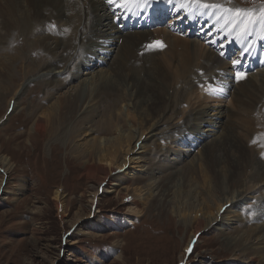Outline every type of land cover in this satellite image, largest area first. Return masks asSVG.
Listing matches in <instances>:
<instances>
[{
	"label": "bare ground",
	"instance_id": "obj_1",
	"mask_svg": "<svg viewBox=\"0 0 264 264\" xmlns=\"http://www.w3.org/2000/svg\"><path fill=\"white\" fill-rule=\"evenodd\" d=\"M84 1L86 0H0V28L2 30L0 32V99L8 93V106L11 101L13 105L16 104L19 91L17 89L18 85H16V91H14L13 82L16 78H19L20 74H18V71L21 73V80L24 81L28 73L33 70L36 71L38 68V77L47 75L46 77L48 78L49 76L47 85L50 87L49 91L52 90L51 92L53 93L54 90H58L74 82L80 75L89 74L91 76L88 79V83L82 80L78 84H81L79 89L74 94H69L66 101L60 99L45 108L47 110L45 114H48L49 117L47 121L42 117L43 113L38 115V117L36 115L32 128L35 132L41 134L46 130L48 119L50 128L53 129L55 125L60 124V120L65 121L69 117L68 120L70 121L76 122L78 120L80 123L79 129L85 128L86 131H89V134L90 132H110L113 128L114 131L118 128L116 119L111 113L107 115L101 128L87 126L90 123L89 121L93 119L96 111L95 106L93 108L90 107V103H92V100L98 94L94 92L95 90H90V95H85V91L83 90L86 89L83 88L85 84H88L86 87L89 88V86L97 82H105L108 93L104 96L108 98V106L115 107L119 102H125V105L130 106L134 116H132V121H136L135 116L139 118L137 120L140 122V132L134 134L132 133L134 130L128 133L125 131V134V132L121 133L117 130V135L112 139L107 138L102 142L101 140L100 142L95 140L92 143L87 142L88 161L82 163V167L84 174L88 178H94L97 182V186L94 189L92 188L93 192L90 193L92 203L97 204L100 192L112 190L117 192V198H121L122 200L126 198L130 202L131 205L127 212H130L134 216L142 212L139 208L140 202L137 197L133 195L129 197L128 193L123 194V192L116 190L114 185H112L110 179L111 174L114 172L113 165L120 167L125 164L126 155L132 150V155L140 156H132L130 160H138V164L135 165L140 166L139 168L142 169L143 165H140L139 162L141 163L142 160L146 161L145 159H149L146 158L145 154H151L153 151L159 150V136L162 135H164L162 139L166 143H172L175 146V144H179V141L182 140V144L189 149L190 146H196L191 144L194 139L188 138L189 134L193 138H198L197 143L202 144V148L199 151L201 160L204 161L203 167L205 166V170L202 167V173H205L204 178L210 185L208 196L209 198L212 197L214 201H207L205 197H201L200 199L199 195L203 194L200 190L198 192L199 199L193 201V206H189L188 204L191 210L190 214H194L192 222L189 223L190 226L194 227L191 238L196 237L203 231L210 232V228L219 230L220 245L223 249L230 252L232 255L230 260L237 264L253 263L258 255L264 253V216L261 218L255 217L252 220L262 222L260 225L247 227L246 223H244L245 217L237 216V214L233 215L232 212L244 204L243 201L247 200V198H254L253 193L257 191V187L260 184H264V160H261V155L264 156V76H260L263 73H259V77L256 72L255 74L249 73L244 80L236 81L237 70H235L228 60L222 58L219 48V43L223 44L227 40V34L231 30L230 25H226L227 16L224 19H219V14H210L207 17L208 12L198 14L196 10L193 15L199 24L198 27L192 26L185 19H178L180 20L178 23H182L179 24L178 29L192 31L199 37L201 36L202 39H205L206 42L204 43H200L197 39V41L193 40L196 38L195 36H190L191 39L190 37H170L165 32L159 35V37L153 34L157 39L165 41L168 47L163 52L153 54H147L146 52L144 53L145 55L140 56L142 57L141 59L144 58V61H146L145 65H143L146 68L145 73H143L146 74L145 78L142 76L140 78L138 76L140 70H137L139 69L137 68L138 66L134 65L131 59L134 57L136 50H141L139 47L141 42L147 36H150L148 32H145L148 30L122 31L119 29L117 23L113 21L114 16L112 12V9L116 7L124 8L121 5L126 4V9L136 7V5L130 0L116 1V3L123 4H109L105 0H90L91 7L85 9ZM184 1L190 4L187 0ZM203 2L219 3L222 5V8H227L224 6V3L218 1L204 0ZM231 8L234 9L233 6ZM44 18H47L48 21L53 18L52 21L56 22L60 27L55 25L53 29L52 26L46 28L44 25L46 20ZM39 20L43 21L41 22V28H39V24H36ZM218 20L220 23L217 22ZM204 23H207L205 27L203 26ZM185 27H187V30H185ZM119 39L120 42L122 41L121 44L118 43ZM15 41L20 47L18 45L13 46ZM214 42L217 43L216 46L212 45ZM166 44L164 45L166 46ZM175 46H179L181 51H175ZM32 49H43L46 51L47 57L44 56V62L41 61L42 65L37 66V68L33 67L37 64L32 61L28 62L29 58L26 61L27 63L24 60L27 57L25 54H28ZM77 52H81V54H77ZM97 52L104 53L106 56L103 54L101 58H95ZM159 55H163L162 59L159 58L160 61L158 62L157 60L154 61V58L156 56L159 57ZM28 57L30 56L28 55ZM113 58L114 60L109 63ZM208 60L211 61V66L208 65ZM215 60L220 61L225 67H221V64ZM18 61H21V63L17 67V70L16 65L19 63ZM73 63L76 65V72L68 73L67 68ZM105 63L108 65L107 69L103 70V66L95 72V69L98 68L97 66ZM108 71L112 76L107 75ZM262 71L264 72V70ZM65 74L66 78L61 79ZM40 79L43 81L41 77ZM36 80L38 81V79ZM194 80L198 82V85L205 84L210 86V84H214L215 89L207 90L206 95L208 98L216 97L218 89L221 92H229L236 107L235 111L239 114H244L242 115L243 117L241 119H233V115L227 113L220 104L216 106L210 104L207 107L204 105V107H199L200 105L198 107L192 106L193 109L183 116L180 123H174L173 119L175 117L173 116L180 113V107L178 108V106L184 102L190 103V98L188 97L191 92L190 90H196L192 84ZM38 82L40 83V81ZM41 86L44 88V84ZM141 88H145L146 90L143 91ZM5 90L6 92H4ZM87 90L89 92V89ZM20 91L22 90L20 89ZM203 91L205 89L202 86ZM209 94L213 95L210 96ZM49 96L46 95L48 98ZM61 100L63 101V105ZM81 101L82 104L78 108ZM157 102L159 104H156ZM84 104L87 106L82 109ZM126 114L128 116L129 112ZM225 118L227 119L225 120ZM237 119L239 122H237ZM237 129L242 131V133L237 134V132L239 133ZM178 130L181 131L180 136H178ZM218 132L220 134L216 135ZM211 136H215L209 143V145L211 144V148H214L212 152L213 161L208 162L207 157L202 154L201 150L203 149V145L205 146V140ZM190 139L192 140L190 141ZM234 139L240 140L241 145L234 147L232 145ZM129 145H131V148H129ZM185 151L172 148L171 151L166 150L164 153L162 152L164 156L159 159L161 165L160 163L156 165L157 167L163 166L160 170L145 169L142 177L135 176L134 179L131 177L132 180L136 181L135 183H144L139 189L137 188L134 191L139 190L141 193V191L146 190L148 192L146 193L151 195L153 191L159 188L156 195L153 196L156 204L152 202L151 205L155 208L158 205L161 211H164L166 206L169 205V200L167 199L168 192H173V194L176 191L180 192L181 189L179 188L183 184L182 178L187 177L189 173L191 175L197 174L195 158L188 160L189 158L186 157L187 152ZM78 154L80 155V151ZM79 155L78 157L80 158ZM91 160H96L97 162L92 163L90 162ZM164 162L165 164H163ZM179 164L183 165L181 169L176 168ZM0 165H2L3 172L9 173L10 166L8 165L10 164L7 157L0 156ZM166 169L175 171L173 173L171 171V174L169 173L166 176L168 179L166 182L163 181V183L160 182L155 185L154 183L158 174L166 171ZM176 176L177 180L181 182L171 184L172 179ZM156 181L158 182V180ZM99 186H103L100 188V191ZM173 186L176 187L174 191ZM189 188L191 187L189 186ZM196 189L194 188L193 191L196 192ZM191 191V189L187 190L188 194ZM261 194V197H264V192ZM56 197L58 200L61 199V189L55 190L54 198ZM56 204L58 205V203ZM221 207L223 209L219 213ZM192 208L196 211H193ZM262 209L264 208L262 207ZM260 213L263 214L264 212ZM260 213L258 215H261ZM221 219H224L223 223L220 222ZM128 222L127 217L118 215L107 220L99 219V221L91 223L96 228L108 226L120 229L125 227ZM131 223H133V220L130 222V225ZM227 226L231 228V232L229 233L225 232ZM85 229H79V231L87 234V230L89 229ZM239 232L240 234H238ZM234 233L236 234L234 235ZM245 240H249V242L246 244ZM188 242L190 243L189 240ZM189 243H187L185 249H187ZM184 254L185 250L181 252L182 257L180 259L184 257ZM116 258H120V255L117 254Z\"/></svg>",
	"mask_w": 264,
	"mask_h": 264
},
{
	"label": "rangeland",
	"instance_id": "obj_2",
	"mask_svg": "<svg viewBox=\"0 0 264 264\" xmlns=\"http://www.w3.org/2000/svg\"><path fill=\"white\" fill-rule=\"evenodd\" d=\"M210 1L216 2L217 0ZM223 1L234 4L232 5L234 9L235 7L251 8L250 10H255L257 16H259V9L264 7V0ZM84 2L85 9L91 7L90 0ZM42 20L36 22V24H39V28L42 27ZM45 20L44 25L46 28L52 26L53 29L55 25L60 27L56 22L52 21L53 18L49 21L47 18ZM230 27L232 29L233 25H230ZM160 28L161 29L145 31L148 32L150 36L146 37L148 40L145 38V41L143 40V42H141L139 47L142 52H140L141 50H136L138 54L135 51L134 57L131 59L133 64L138 66L137 68L139 69L137 70L141 72V74L139 72L138 75L140 78L141 76L145 78L146 75L143 74L146 69L143 65H145L146 61H144V58L141 59L142 57L140 56L145 55L144 53L146 52L147 54L163 52L168 47L166 42L159 38L157 39V36L159 37V35L165 32L170 37L189 38L187 36H181L178 33L168 32L164 27ZM0 32H2L1 28ZM254 32H258L264 36V29L261 27L254 28ZM153 34H155L156 37ZM250 36L251 35L247 38L251 39L252 36ZM242 37L243 36H240V39ZM155 38L157 41H163L166 46L159 50L150 48L149 44L152 41H156ZM196 39L197 38L193 40ZM118 43L121 44L122 41L120 42L119 39ZM15 45L20 47L19 44H16V41L13 46ZM175 49V51H181L179 46ZM44 51L43 49L30 50L28 54H25L27 56V59H24L25 62L29 58L30 61L28 60V62L32 61L37 64L33 67L37 68V66H41L42 64L40 62H44V58L47 57L46 51ZM78 53L81 54V52H77V54ZM99 53L100 52L96 53L95 58H101L104 54ZM28 55L30 57H28ZM162 56L163 55H159V57L156 56L154 61H160L159 58L162 59ZM177 58H179V56H177ZM113 60L114 58L111 59L109 63ZM18 62L17 65L15 64L16 68L20 66L21 61ZM216 62H219L221 67H225L220 61ZM210 63L211 61L208 60L209 66L212 64ZM28 65L30 64L28 63ZM75 66L74 63L70 64L68 66L69 69L67 68V72H76ZM97 67L95 72L102 67L103 70L107 69L108 65L105 63ZM37 69L36 71L33 70L28 73V77L26 75V80L24 81L21 80V73L18 71V74H20L19 78H16L13 82L14 91H16V85H18L17 89L19 91L16 104L13 105L11 101L8 106V93L5 97L0 99V156L7 157L10 164L8 165L10 166L9 173L3 172L2 165H0V264H237L230 260L232 257L230 252L221 247L219 242V230L210 228V232L203 231L196 237L191 238L192 229H194V227L190 226L189 223L192 222L194 214H190L191 210L189 206H193V201L196 199L198 200L199 197L200 199L201 197H205L207 201H214L212 197L209 198L208 196V188H210V185L204 178L205 173H202L204 161L201 160L199 150L202 148V144L200 145L197 143L198 138H193V136L189 134L188 138L191 137L194 139L191 144L196 145L190 146L189 149L182 144V140L179 141V144H175V146L172 143H166V141L162 139L164 136L162 135L159 136V150L153 151L155 154L151 152V154H145L146 158L149 159H145L146 161L142 160L141 163L139 162L140 165H143L142 169L139 168L140 166L135 165L138 164V160H130L132 156H140L132 155V150L127 153L125 164L120 167L113 165L114 172L111 174L110 179L112 185H114L116 190L123 192V194L128 193L129 197H131V195L137 197L140 202L139 208L142 212L135 216L127 212L131 205L130 202L126 198L123 200L117 198V192L112 190L100 192L98 202L94 204L91 202L90 193H92L93 189L97 186V182L94 178H88L84 174L82 167V163L88 161L87 156L89 152L86 149V143H92L94 140L97 142L101 140L102 142L107 138L112 139L117 135V130L121 133L125 131L128 133L134 130L132 133L137 134V132H140V122L137 120L138 117L135 116L136 121H132L134 117L131 112L132 108L125 105V102H119L117 106L109 107L108 98L104 96L108 93L106 83L102 81L92 84L89 88L86 87L88 84H85V87H83L86 88L83 89L85 95H90V90H95L94 92L98 94L97 97L92 100V103H90V107L93 108L95 106L96 111L93 119L89 121L90 123H88L87 126L101 128L107 115L111 113L118 124V128L115 131L113 128L110 132H90L89 134V131H86L85 128L79 129L80 123L76 117H74V119L77 120L76 122L72 120L73 118L71 119L72 121L68 120V117L65 121L60 120V124L55 125V129L50 128L48 119L49 123L46 122V130L41 133L42 135L38 134L32 128L35 116L37 115L38 117V115L43 113L42 117L47 121L49 117L48 114H45L47 113L45 108L48 107V105L50 106V104L52 105V103H56V101L60 99L66 101L69 94H74V92L79 89L81 84H78L81 83L82 80L88 83V79L91 75H80L78 79L70 83L71 85L67 84L58 90H54L53 93L51 92L52 90L49 91L50 87L47 85L49 76L48 78L46 77L47 75H42L43 77L45 76L44 78L40 76L43 79L42 81L40 77H38L39 72L37 73ZM248 72L249 71H245V73ZM255 72L258 77L261 73H263V75L261 74L260 76H264L262 70L251 73L255 74ZM107 75L112 76L109 71ZM64 77L66 78V74L63 75L61 79ZM36 79H38L40 83ZM45 80L46 82H44ZM21 81L22 83L20 84ZM40 84H44V88ZM192 84L196 90H190L191 92L188 95L190 103L184 102L178 106V108L180 107V113L173 116L175 117L173 119L174 123H180L183 116L193 109V107H198L199 105V107H207L210 104L215 106L220 104L227 113L233 115V119H241V117H243L242 115L244 114H239L235 111L236 107L233 104L234 102L229 92H218L216 97L213 96V98H208L207 95L202 92V85L199 86L196 80H194ZM20 89L22 91H20ZM87 89H89V92ZM141 89L143 91L146 90L145 88ZM4 92H6V90ZM46 95H50L49 98L46 97ZM209 95L211 96L213 94ZM196 99L197 101H195ZM62 100L61 103L63 102ZM96 100H98V102H96ZM80 104H82V101L79 103L78 108ZM156 104H159V102ZM83 106L82 109L87 105L84 104ZM40 107H44V110H41ZM126 110L129 112L128 116ZM226 119L227 118H225V120ZM237 122H239V120ZM238 125L240 126V124ZM237 131H239L237 134L242 133L239 129H237ZM178 132V136H180L181 131L178 130ZM217 134H220V132L216 133V135ZM215 136L206 139L205 146L203 145V149L201 150L202 154L207 157L208 162L213 161L212 152L214 148H211V144L209 145V143ZM192 139H190V141ZM232 145L238 147L241 145L240 140L234 139ZM129 148H131V145H129ZM172 148L176 150H186L185 152H187L186 157L189 158L188 160L195 158L197 174L191 175L189 173L187 177L182 178L181 181L183 184L181 183V188H179L181 189L180 192L176 191L175 194L170 191L168 192L167 199L169 200V205L166 206L164 211H161L158 205L156 208L151 205L152 202L156 204L153 200V196L156 195L159 188L153 191L151 195H148L146 190L141 191V193L139 190L134 191L137 188L139 189L144 183H135L136 181L132 180L131 177H133V179L135 176L142 177L145 169L152 168L160 170L163 166L157 167L156 165L160 163L159 159L164 156L162 152L164 153L166 150L171 151ZM79 151L80 155L78 154ZM261 157V160H264V156L261 155ZM95 161L91 160L90 162L95 163ZM163 164H165V162ZM182 167L183 165L179 164L176 168L181 169ZM203 168L205 170V166ZM171 171L170 169H166V171L162 173H157L158 176L156 180H158V182L155 180L154 184L157 185L160 182H166V180H168L166 176L169 173L171 174ZM174 171L175 170H173L172 173ZM172 180L171 184H178L181 182L177 180V176ZM189 186L191 188H189ZM102 187L103 186H99V191ZM173 187L174 191L176 187ZM194 188H197L196 192L193 191ZM56 189H61L62 191L60 200H58L57 197L54 198ZM189 189L192 190L190 194L187 192ZM200 190L203 194L198 197V192H200ZM262 192H264V184H260L257 187V191L253 193V196H255L254 198H247V200L243 201L244 204L239 206V208L237 207V209L232 212L233 215L237 214V216L240 215L245 217L244 223H246L245 225L247 227L260 225L262 223L260 221H252L255 217L261 218L264 216V213H260L264 212V209H262V207L264 208V197H261ZM56 203H58V205ZM194 208H192L193 211H196ZM222 209V207L219 209V213ZM259 213L261 215H258ZM118 215L127 217L129 222L125 227L120 229L108 226L96 228V226L94 227L92 225L94 221H99V219L107 220ZM132 220L133 223L130 225ZM220 222L223 223L224 219H221ZM79 229L89 230H87L88 233L86 234L79 231ZM230 230L231 228L228 226L225 228V232L229 233L231 232ZM235 234L236 233H234V235ZM238 234H240V232ZM244 242L247 244L249 240H245ZM187 243H189L187 249L189 246L192 247L191 253H188L185 249ZM183 249L185 250V254L184 257L180 259L182 257L181 252L184 251ZM117 254L120 255V258H116ZM251 264H264V253L258 255Z\"/></svg>",
	"mask_w": 264,
	"mask_h": 264
},
{
	"label": "snow or ice",
	"instance_id": "obj_3",
	"mask_svg": "<svg viewBox=\"0 0 264 264\" xmlns=\"http://www.w3.org/2000/svg\"><path fill=\"white\" fill-rule=\"evenodd\" d=\"M109 4L115 3V0H108ZM170 4L175 5V0H168ZM190 4H195L197 6L198 14H203L204 12H209L211 15L219 14V19H224L227 16L226 25H234L235 27L232 28V31H235V28L240 29V35L244 38H247L250 33L256 27H261L264 29V7L259 9V16L255 14L254 10L250 9H242V8H222V5L219 3H208L202 2V0H188ZM119 6V5H118ZM219 22V20L217 21ZM264 39V36L261 37ZM232 42H235V38ZM150 48L155 49H162L165 47L163 41H152L149 44ZM247 49L241 51V55H246ZM224 53H222L223 55ZM242 63L240 59H233L232 64L233 66H238ZM246 78V73L242 71L236 72V79H244ZM188 253L192 252V247L190 246L186 249Z\"/></svg>",
	"mask_w": 264,
	"mask_h": 264
}]
</instances>
